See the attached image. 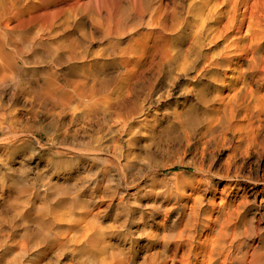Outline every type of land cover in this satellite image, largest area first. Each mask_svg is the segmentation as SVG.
I'll return each instance as SVG.
<instances>
[{
  "label": "rangeland",
  "instance_id": "obj_1",
  "mask_svg": "<svg viewBox=\"0 0 264 264\" xmlns=\"http://www.w3.org/2000/svg\"><path fill=\"white\" fill-rule=\"evenodd\" d=\"M95 1H100L109 6L116 2L115 0H84V3L87 6L95 5ZM151 1L147 0L150 6H147L146 0L137 1L136 10H138L139 16H137L138 20L136 18L138 26L136 29L142 35L147 33L141 38L142 40L144 38L142 44L152 45L155 43L154 45L157 46L156 49L159 50L163 59L160 61V68L151 64L150 70L148 69L144 73L146 77L142 74L145 82L142 75L139 76L141 82L139 81L138 84L145 85V87L139 85L137 87L139 88L137 94L140 93L137 96L140 98L136 106L141 104L136 107L139 108V113L138 109L137 111L131 110V104L127 115L122 119L116 115L109 118V116L95 112L96 107H100L101 101L99 100L104 94L96 95L99 97L96 98L95 96V99L86 102L87 105L77 113L70 111V114L69 111H62L60 108L52 109L53 106L45 102L47 97L45 100L44 96L50 89L51 80L63 87L60 88L58 95L63 94V91L70 90L68 86H65L69 79L74 83H80L85 77H88L92 84L94 82L91 76L95 75H100V80L105 77L104 80L108 82L111 88L113 86L118 87L123 74L119 75L117 72L118 66L115 65L117 56H106L105 60H97L94 64L91 63L90 57L84 59V61L87 60L86 62L78 59L74 62V68H70L67 64L58 63L55 65L50 60L42 61V59L35 58L22 59L21 56L14 54L18 67L23 66L24 68L22 67L21 71L18 72V80L17 77L13 76L10 82L0 89V102L3 105V107L0 105L2 109H0V113L6 112L0 114V117L3 116L4 118L0 119V260L4 259L2 262L0 261V264H4L5 260L8 264L9 262L11 264H21L22 262V264H34L35 262L36 264H103L106 259L107 264H116L119 260L123 261V264H154L166 257H173L175 242L179 241L181 236L185 239L189 235L188 231L184 232L187 224L193 223L197 227L200 225L193 232L196 241L200 239L203 242L215 236V231L203 229L202 220L214 221L220 212V208L226 209V212L221 216L222 219L230 220L231 218L233 225L240 229L237 233V239L239 243L242 242L243 244L241 247H235L232 256L234 258L243 256L250 258L256 249L264 255V0H201L200 5L202 4L201 6L204 7L200 6L202 10L200 26L207 17L211 23L208 30H205L201 36V49L196 48L189 41L191 40V24L196 17L194 11L191 10L188 13L187 7L192 0H181V2L180 0H153L154 3ZM226 1L229 2V5ZM222 3L223 5H220ZM151 6L154 7L152 10ZM169 6H171L170 9ZM234 6L235 8H233ZM155 7H158L157 9L167 7L169 11L174 12L171 29L167 33L160 30L153 33L146 25L150 12L157 10ZM225 7L226 9H224ZM220 10L222 11L220 12ZM187 17H189L188 23L191 22L190 27L184 21ZM214 17H222L220 20L218 19L220 23L217 20L214 24L216 19ZM117 19L122 24V26L120 25L121 35L113 37L112 44L120 51L129 39L130 30L127 23L131 24L129 22L131 17L129 18L126 11L123 10ZM93 22L97 23L98 21L95 18ZM124 25L128 28L126 29ZM88 28L90 30H87ZM184 29L187 32L186 30L183 31ZM92 31L90 24H75L73 39L71 40L74 42L76 39V41L75 44L72 43L74 47L71 46L77 54L79 53L78 55H84L85 52L94 54L95 51L99 53L100 50L105 49L107 43L103 36L101 34L96 35L97 33ZM89 32L94 33L98 40L100 37L102 38L97 41L96 38H93L95 35L92 36ZM79 41L81 44L78 43ZM254 41L259 44L262 41L260 48L251 49V44L258 45ZM80 45L81 49L84 48L83 50L78 47ZM246 49L249 51L247 52ZM191 53L197 56H193ZM107 54L109 55V53L105 55ZM189 54L192 57H189ZM204 57L209 60L204 59ZM159 59L160 56L158 55L156 61ZM191 59L193 61H190ZM39 61L42 64L45 62L44 65ZM78 63L81 66L85 65L81 67ZM104 63H108V66H102ZM173 66H176L177 69ZM93 67L97 69V73ZM221 67L223 68L221 69ZM55 69L57 70L55 71ZM174 69L177 71L175 72ZM245 71L249 73L247 75L248 80H246L249 83V88L246 89L247 92L243 90L241 94H238V107L236 108H240L237 111H242L231 125L227 123L235 130L227 131L226 140L219 138L218 134L207 133V128H209L213 117L212 110L219 108L222 103L224 105V102L229 99V95L232 97L240 88H243L241 79H243V72ZM24 72L26 73L24 74ZM154 72L156 76L153 75ZM14 79L16 80L14 81ZM146 79H150V82ZM23 81L25 82L23 83ZM13 82L18 84V87H15ZM19 83L25 85L22 86ZM146 84L150 86L148 85L147 88ZM224 84L225 86H223ZM21 86L23 92L25 91L24 93ZM8 87L9 89H7ZM142 88H147V91ZM12 91H19L18 94L21 92V96ZM198 91L201 93H197ZM250 91L252 94L255 92L256 100L253 99ZM145 92L148 94L151 92L147 96L149 99L143 96ZM43 94L45 95L43 96ZM256 95L262 97L259 98ZM141 96L146 99V103ZM242 96L245 97L244 101ZM37 99L39 100L37 101ZM150 99L152 102L155 100L154 103ZM156 99L159 100L156 101ZM26 100H29L27 104ZM140 100H142L141 103ZM203 101L204 104H202ZM205 102L207 103L205 104ZM46 104L48 108H46ZM244 104L245 106H243ZM32 106H35V109ZM241 106L247 110H243ZM44 107L50 112H45L47 110ZM7 108H9L8 112ZM11 110L16 112L10 114ZM81 110L83 111L81 112ZM85 110L90 112L87 117L83 118L82 115ZM190 111L195 117L204 120L198 127L192 126L189 120H185L184 117ZM55 112L61 114L59 118L57 117L59 114ZM249 112H257V116L254 118L258 120L253 118L252 122L249 121L248 117L252 114ZM47 114L51 115L48 116ZM133 114L135 118L134 116L132 118L131 115ZM52 115L54 116L53 119ZM12 118L15 121H12L13 123L10 121V119L13 120ZM21 118H24L23 121ZM91 118L94 119L93 122ZM74 121L77 122L73 124ZM80 121L82 123L84 121V123L82 124ZM96 121L102 122L98 125ZM50 122L57 126L56 129L54 128L55 125L50 124ZM148 122L149 124H147ZM20 124L23 126L26 124L25 128ZM206 124L208 125L206 126ZM47 126H50V129ZM27 127L30 128V132ZM63 131L65 132L63 133ZM183 133L185 137H183ZM200 133L206 134V137ZM188 138H190L189 141L193 140V143L189 142ZM197 138L200 142L195 140ZM99 145L100 147H98ZM229 161L232 162V165L227 164ZM192 163L200 165V170L193 169ZM196 202H198L197 205ZM228 211L233 215L229 214ZM47 228L51 229L48 230ZM47 230L48 232H46ZM27 232L33 235L27 234V236L25 234ZM45 232L47 235L49 233L48 237H46ZM35 234L36 236L42 234L41 236L48 239L41 236L35 237ZM41 241L43 242L41 243ZM4 249H7V253L4 252ZM186 251V248H182L177 253L178 261ZM3 253L6 258L8 257V260L3 256ZM45 253L47 254L45 255ZM19 255L21 256L19 257ZM18 257L19 259H17ZM234 258L226 264H238ZM6 262L5 264H7ZM191 264L198 263L192 260Z\"/></svg>",
  "mask_w": 264,
  "mask_h": 264
},
{
  "label": "bare ground",
  "instance_id": "obj_2",
  "mask_svg": "<svg viewBox=\"0 0 264 264\" xmlns=\"http://www.w3.org/2000/svg\"><path fill=\"white\" fill-rule=\"evenodd\" d=\"M116 2L113 3V5L109 6V5H106L100 1L96 2L95 5H86L84 3V0H0V89L2 87H4V85L7 83L10 82V80L12 79L13 76L17 77V75L19 74L18 72L21 71V68L23 67H18L19 65L16 63L15 59H14V54H17L19 57L21 56V58L23 59H42L43 60H50L52 61L55 65L58 64V63H62V64H67L68 67L70 68H74V62H76V60L78 59H82L84 61V59H87L90 57V61L91 63H95V61L97 60H105L106 59V56L109 57H114L117 56V58L115 59V65L118 66V74L119 75H122L123 74V77H122V80L120 83H118V87H115L114 89H112L110 87V85H108V82L106 80H104V78L102 80H100V75H95V76H91L93 77V82L91 84L90 82V79L88 77H85V79L80 82V83H74L73 81H71V79H69L67 81V85L65 84V86H68L69 87V91L67 92H64L63 91V94H59L58 95V92L60 90V88H63L61 87L59 84H57L54 80H51L50 82V89L48 91V93H46V96H44L45 94H43L44 96V99L46 100L45 97H47V102L48 104L52 105L53 108L52 109H62V111L66 110V111H69V114H70V111L73 112V113H77V111H79L81 108H83L84 106L87 105L86 102H90L92 101L93 99H95V96L98 95V94H104L103 97L99 100L101 101L99 104H100V107L97 106L96 109H95V112L97 113H100L102 114L103 116H109V118L111 116H114L116 115L117 117L119 118H124V116L127 115L128 111H129V106L131 104V110L132 111H137L138 109V113H139V108H136V103L138 101V99L140 98V96L138 97L137 95L140 94L138 93L137 94V91L139 90L138 87V83L140 81L139 79V76H141L142 74H144L151 66V64H154L156 67H159L161 66L160 64V61L163 59V57L161 56L160 52L158 49H156L155 47V43H152V45H148V44H142V42H144V38L143 40L141 39L142 37H144V35H142L138 29H136L138 26H137V23H136V18L137 16H139L138 14V10H136V4H137V1L138 0H115ZM153 1V0H152ZM151 1V2H152ZM177 1V0H176ZM191 1V0H190ZM200 1L201 0H192L191 3L189 4V7H187L189 9L188 13L192 11L195 12V18L193 19V24H191V28H192V31H191V34H190V39L189 40L190 42H192V45L196 46V48L198 49H201V46H200V39H201V36L202 34L204 33L205 30H208L209 28V25L211 24L210 21H209V18L207 17L204 21V23L200 26L201 22H200V17H201V8L200 6ZM214 1V0H213ZM225 1V0H224ZM223 1V2H224ZM237 1V0H236ZM235 1V2H236ZM143 2V0H142ZM147 2V0H146ZM158 2V1H157ZM156 2V3H157ZM167 2V1H166ZM181 2V0H180ZM180 2H178L180 4ZM217 2V1H216ZM227 2V1H226ZM242 2V1H241ZM240 2V5H242ZM243 2H246V1H243ZM154 3V2H152ZM155 3V4H156ZM209 3V2H208ZM146 4V3H145ZM147 6H150L149 3L147 2ZM154 4V5H155ZM158 4V3H157ZM168 4V3H167ZM176 4V2H175ZM184 4V3H183ZM182 4V6H184ZM212 4V3H211ZM227 4L229 5V2H227ZM220 5H223L220 4ZM226 5V4H225ZM248 5V4H247ZM160 6V5H158ZM162 6V5H161ZM164 6V5H163ZM179 6V5H178ZM187 6V5H186ZM211 6V5H210ZM126 7V9H125ZM168 7V5H167ZM167 7L163 8V7H160L159 9H157L158 7H155V11H151L153 8L151 6V14H150V17H148V22H147V26H149L148 28L151 30V32L153 33H156L158 30L162 31L163 33H167V31H169L171 28V22L173 20V15H174V12H171L167 9ZM171 6H169V9H170ZM201 7H204V6H201ZM228 7V6H226ZM226 7L224 9H226ZM149 8V7H148ZM185 8V6H184ZM205 8H208V7H205ZM221 8V7H220ZM219 8V9H220ZM229 8V7H228ZM227 8V9H228ZM235 8V6L233 7ZM238 8V6H237ZM236 8V10H237ZM213 9V8H212ZM231 9V8H230ZM229 9V10H230ZM123 10L126 11V13L128 14L129 18L131 17V21L129 20L130 23H127L129 25H124L126 26L125 28L129 29L130 30V33H129V39L127 40V44H125V47L120 49V51L114 47V45L112 44V38L113 37H119L121 35V29H120V25L122 26V24L119 23V19H117V17L119 16V13L122 12L123 13ZM149 11V10H148ZM187 11V10H185ZM214 11V10H213ZM222 10H220L221 12ZM227 11V10H226ZM145 12V11H144ZM179 12H181L179 10ZM184 12V11H183ZM193 12V13H194ZM204 12V11H203ZM238 12V11H237ZM186 13V12H185ZM205 13V12H204ZM223 13V12H222ZM225 13V12H224ZM230 13V11H229ZM181 14V13H180ZM218 14V13H217ZM220 14V13H219ZM245 14V13H244ZM183 16V15H182ZM189 16V15H188ZM194 17V15H192ZM221 16V15H219ZM223 16V15H222ZM146 17H147V14H146ZM184 17V16H183ZM96 18V21H98L97 23H94V19ZM145 18V17H144ZM189 17L185 18L184 21L188 23L187 19ZM216 18V17H214ZM222 17L220 18H216L214 20V24H216L217 20L221 19ZM123 19V18H122ZM147 19V18H146ZM175 19V18H174ZM138 20V18H137ZM189 20V19H188ZM191 20V19H190ZM218 20V22H219ZM222 21V20H221ZM77 23H80V24H90L91 25V30H93L95 33H97L96 35L98 34H101L103 36V39H105V43L106 44V47L105 49H102L100 50L99 53H97V51H95L96 53L94 54H90L89 52H83L84 55H78L75 51V49L72 48V43H74L76 41L73 42L71 39H73L72 37V34H74V28H75V24ZM184 23V22H183ZM191 23V22H190ZM190 23H188L189 27H190ZM220 23V22H219ZM175 25V24H174ZM211 26V25H210ZM214 26V25H213ZM217 26V25H216ZM79 27V26H78ZM77 27V28H78ZM88 27V26H87ZM90 27V26H89ZM179 27V26H178ZM186 27L188 28V26L186 25ZM215 27V26H214ZM242 27V26H241ZM124 28V29H125ZM186 28V29H187ZM213 28V27H212ZM125 29V30H126ZM173 29V28H172ZM180 29V27H179ZM178 29V30H179ZM186 29H184L183 31H185ZM79 30V29H78ZM87 30H90L89 28ZM242 30V29H241ZM75 31H77L75 29ZM92 31V32H93ZM189 31V30H188ZM189 31V32H190ZM88 32V31H87ZM92 32H89L92 34ZM124 32V31H123ZM127 32V31H126ZM180 32V31H179ZM187 32V30H186ZM82 33V32H81ZM152 33V34H153ZM239 33V32H238ZM241 33V32H240ZM80 34V32H79ZM147 34V33H146ZM177 34V33H176ZM187 34V33H186ZM227 34V33H226ZM225 34V35H226ZM230 34V33H229ZM228 34V36H229ZM76 35H78L76 33ZM75 35V36H76ZM95 35L94 33L92 34V36ZM96 35L93 36V38H96ZM126 35V33H125ZM128 35V33H127ZM163 35V34H162ZM174 35V34H173ZM182 35V34H181ZM184 35V34H183ZM208 35V34H207ZM217 35H218V32H217ZM241 35V34H240ZM74 36V35H73ZM173 37V36H172ZM184 37V36H183ZM188 37H189V34H188ZM211 37V35H210ZM237 37V36H236ZM102 38V37H100ZM99 38V40H100ZM147 38V37H146ZM154 38V37H153ZM166 38V37H165ZM186 38V37H185ZM97 39V38H96ZM161 39V38H160ZM223 39V38H222ZM229 39V38H227ZM257 39V38H256ZM85 40V39H84ZM83 40V42H85ZM92 40V39H90ZM95 39H93L92 41H94ZM97 39V41H99ZM152 40V39H151ZM185 40V39H184ZM218 40V39H217ZM241 40V39H240ZM244 40V39H243ZM247 40V38H246ZM89 41V40H88ZM91 41V42H92ZM96 41V42H97ZM114 41V40H113ZM116 41V40H115ZM146 41V39H145ZM213 41V40H212ZM239 41V40H237ZM248 42H250L249 40H247ZM246 41V42H247ZM258 41V40H257ZM257 41H254V42H257ZM101 42V41H100ZM186 42V41H185ZM188 42V41H187ZM242 42V41H241ZM262 42V41H261ZM260 42V44H261ZM79 44L80 41L78 42ZM102 43V42H101ZM104 43V42H103ZM146 43V42H145ZM226 43V42H225ZM236 43V42H235ZM244 43V42H242ZM258 43V42H257ZM75 44V43H74ZM89 44V43H88ZM158 44V43H157ZM224 44V43H223ZM231 44V43H230ZM246 44V43H245ZM260 44L258 43V45L256 44H251V49L253 50L254 48H260ZM72 45V46H71ZM96 45V44H95ZM104 45V44H103ZM101 45V46H103ZM185 45V44H184ZM188 45V44H187ZM238 45V44H237ZM248 45V44H246ZM83 46V45H82ZM100 46V45H99ZM175 46V45H174ZM182 46V45H181ZM228 46V45H227ZM74 47V46H73ZM79 48L81 47L78 46ZM246 47V46H245ZM262 47V46H261ZM83 48V47H82ZM96 48V47H95ZM172 48V47H171ZM176 48V47H175ZM181 48V47H180ZM234 48V47H233ZM237 48V47H236ZM235 48V49H236ZM81 49V48H80ZM84 49V48H83ZM81 49V50H83ZM182 49V48H181ZM204 49V47H203ZM242 49V48H241ZM64 50H69L68 53L67 51H64ZM79 51V49H77ZM94 50V49H93ZM117 50L119 51L117 53ZM177 50V49H176ZM186 50V49H185ZM232 50V49H231ZM245 50V48H244ZM175 51V49H174ZM183 51V49H182ZM241 51V50H240ZM246 51L248 52L249 50L246 49ZM80 52V51H79ZM197 52V51H196ZM195 52V53H196ZM206 52V51H205ZM232 52V51H231ZM229 52V53H231ZM242 52V51H241ZM256 52H258V50H256ZM106 53H109V55H105ZM237 53H239L237 51ZM193 55V53H191ZM197 54V53H196ZM193 55V56H197V55ZM200 54V53H199ZM249 54V53H248ZM247 54V55H248ZM158 55L160 56V59L156 61V59L158 58ZM175 55V54H174ZM208 55V54H207ZM237 55V54H236ZM250 55V54H249ZM252 55V53H251ZM259 55V54H258ZM176 56V55H175ZM174 56V57H175ZM191 55L189 54V57ZM241 56V55H240ZM17 57V56H16ZM173 57V56H172ZM192 57V56H191ZM202 57V56H200ZM199 57V58H200ZM245 57V56H244ZM178 58V57H177ZM206 57H204L205 59ZM222 58V57H221ZM249 58V57H248ZM17 59V58H16ZM112 59V58H111ZM176 59V57H175ZM194 59V58H192ZM190 60V61H193V60ZM207 59V58H206ZM219 59V58H218ZM217 59V60H218ZM236 59V58H235ZM89 60V59H88ZM174 60V58H173ZM180 60V59H179ZM196 61H198L197 59H194ZM201 60V59H200ZM209 60V59H207ZM244 60V59H243ZM262 60V59H261ZM24 61V60H23ZM87 61V60H86ZM84 61V62H86ZM89 61V63H90ZM156 61V63H155ZM221 61V60H220ZM36 62V61H35ZM40 62V61H39ZM173 62H176V61H173ZM178 62V60H177ZM203 62V61H202ZM206 62V61H205ZM231 62V61H230ZM241 62V61H240ZM26 63V62H25ZM41 63V62H40ZM45 63V62H44ZM44 63L42 65H44ZM80 63V62H79ZM78 63V65H80ZM197 63V62H196ZM222 63V62H220ZM227 63V62H226ZM239 63V62H238ZM244 63V62H243ZM248 63V62H247ZM246 63V65H247ZM33 64V63H32ZM36 64V63H35ZM61 64V65H62ZM165 64V63H164ZM163 64V65H164ZM195 64V63H193ZM192 64V65H193ZM204 64V63H203ZM229 64V63H228ZM232 64V63H231ZM242 64V63H241ZM23 65V64H22ZM25 65V64H24ZM29 65V64H28ZM27 65V66H28ZM38 65V64H37ZM37 65H34V66H37ZM48 65H50L48 63ZM60 65V64H59ZM85 65V64H84ZM83 65V66H84ZM201 65V64H200ZM224 65V64H223ZM238 65V64H237ZM240 65V64H239ZM26 66V65H25ZM51 66V65H50ZM81 66V65H80ZM81 66V67H83ZM92 66V65H91ZM102 66H108V63H104L102 64ZM203 66V65H201ZM227 66V65H226ZM231 66V65H230ZM236 66V65H235ZM45 67V66H44ZM43 67V68H44ZM61 67V66H60ZM59 67V68H60ZM87 67V66H86ZM96 67V66H95ZM93 67V68H95ZM153 67V66H152ZM165 67V66H164ZM176 68V66H173ZM206 67V66H205ZM225 67V66H224ZM239 67V66H237ZM242 67V65H241ZM245 67V66H243ZM24 68V67H23ZM85 68V67H84ZM154 68V67H153ZM163 68V67H162ZM197 68V67H196ZM204 68V66H203ZM223 67H221L222 69ZM230 68V67H229ZM42 69V68H41ZM45 69V68H44ZM49 69V68H48ZM58 69V68H57ZM55 69V71L57 70ZM64 69V68H63ZM82 69V68H81ZM92 69V68H91ZM165 69V68H164ZM174 71L176 72L177 70ZM191 69V68H190ZM228 69V68H227ZM239 69V68H238ZM242 69V68H241ZM241 69H240V72H241ZM244 69V68H243ZM25 70V69H23ZM37 70V69H36ZM73 70V69H72ZM101 70V69H100ZM150 70V69H149ZM155 70V69H154ZM184 70V69H183ZM199 72L200 69H198ZM252 70V69H251ZM31 71V70H30ZM32 71H34L32 69ZM59 71V70H58ZM66 71V70H65ZM86 71V70H85ZM96 73H97V69L95 68L94 70ZM166 71V70H165ZM164 71V72H165ZM180 71V69H179ZM178 71V73H179ZM236 71V70H235ZM37 72V71H36ZM45 72V71H44ZM49 72V70H48ZM71 72V71H70ZM153 72V71H151ZM170 72V71H168ZM188 72V71H187ZM186 72V73H187ZM196 72V71H195ZM238 72V71H237ZM236 72V74H237ZM23 73V72H22ZM26 72H24L25 74ZM46 73V72H45ZM67 73V72H66ZM148 73V72H147ZM162 73V71H161ZM167 73V71H166ZM180 73H182L180 71ZM202 73V72H201ZM39 74V73H38ZM47 74V73H46ZM44 74V75H46ZM49 74V73H48ZM76 74V73H75ZM112 74V73H111ZM155 74V72L153 73V75ZM158 74V73H156ZM177 74V73H176ZM191 74V73H190ZM189 74V75H190ZM197 74V73H196ZM249 73L247 71L243 72V79L242 82H243V88H240V90L235 93L234 96L230 97V95L228 96V100L227 102L223 101L224 102V105L223 103L219 106V108H213L214 110L213 111V117L211 118L212 120L210 121V126L209 128H207V133L211 134V135H215V134H218L219 135V138H222L223 140H226V136H227V131H234L235 129L231 126H228L227 123H229L231 125V123L236 119L237 115H239V113L242 111H237L238 109H236L238 106H237V97L238 94H241L243 92V90H245L247 92V88H249V83L246 82L247 79V75ZM29 75V74H28ZM107 75H110L107 73ZM106 75V77H107ZM149 75V74H148ZM147 75V76H148ZM180 75V74H179ZM185 75V74H184ZM258 75V74H257ZM19 76V75H18ZM47 76V75H46ZM103 76V75H102ZM144 76L146 77V74H144ZM156 76V75H154ZM153 76V77H154ZM173 76V75H172ZM176 76V75H175ZM181 76V75H180ZM187 76V75H186ZM237 76V75H236ZM239 76H241L239 74ZM237 76V77H239ZM254 76V75H253ZM256 76V75H255ZM143 77V75H142ZM141 77V78H142ZM161 77V76H160ZM189 77V76H188ZM251 77V76H250ZM27 78V77H25ZM49 78V76H48ZM55 78V77H54ZM108 78V77H107ZM106 78V79H107ZM150 78V77H148ZM147 78V79H148ZM173 78V77H172ZM180 78V77H179ZM196 78V77H195ZM254 78V77H253ZM261 78V77H260ZM18 80V77L16 78ZM14 79V81L16 80ZM76 79H79V78H76ZM109 79V78H108ZM116 79V78H115ZM143 80L145 79L144 77L142 78ZM146 79V80H147ZM152 79V78H151ZM155 80V78H153ZM177 79V77H176ZM190 79H191V76H190ZM194 79V78H193ZM255 79V78H254ZM262 79V78H261ZM21 80V79H20ZM57 80V79H56ZM119 80V79H118ZM175 80V79H174ZM173 80V81H174ZM178 80V79H177ZM181 80V79H180ZM187 80V79H186ZM195 80V79H194ZM235 80V79H234ZM59 81H61L59 79ZM65 81V80H64ZM98 81V82H97ZM113 81V80H112ZM148 82H150V79L147 80ZM146 81V83H147ZM153 81V80H151ZM200 81V80H199ZM232 81V80H231ZM252 81V80H251ZM12 82V81H11ZM25 81H23L24 83ZM58 82V81H57ZM141 82V81H140ZM145 82V80H144ZM155 82V81H154ZM160 82V81H159ZM260 82V81H259ZM263 82V81H262ZM15 85L16 83L13 82ZM37 83V82H36ZM153 83V82H152ZM164 84V82H162ZM176 83V82H174ZM198 83V82H197ZM234 83V82H233ZM237 83V82H235ZM240 84V82H238ZM21 84V83H19ZM47 84H48V80H47ZM91 84V85H90ZM116 84V83H115ZM144 84V83H143ZM159 84V83H158ZM223 84V83H222ZM261 84V83H260ZM14 85V86H15ZM18 85V84H17ZM15 86V87H18V86ZM22 85V84H21ZM25 85V84H23ZM22 85V86H23ZM148 85L149 84H146V87L148 88ZM173 86V84H170ZM230 86L232 84H229ZM21 86V87H22ZM64 86V85H63ZM139 86H143L145 87V85H139ZM150 86V85H149ZM158 86V85H157ZM221 86V85H220ZM225 86V84L223 85ZM6 87V86H5ZM27 87V85H26ZM31 87V86H30ZM162 87V86H161ZM251 87V85H250ZM14 88V87H13ZM28 88V87H27ZM111 88V89H110ZM146 88V89H147ZM166 88V87H165ZM236 88V87H235ZM234 88V89H235ZM258 88V87H257ZM9 89V87L7 88ZM16 89V88H14ZM13 89V90H14ZM21 89V88H20ZM66 89V88H65ZM143 89V88H142ZM145 89V88H144ZM143 89V90H144ZM145 89V90H146ZM157 89V87H156ZM155 89V90H156ZM160 89V88H159ZM167 89V88H166ZM254 89V88H253ZM17 90V89H16ZM27 91V89H25ZM34 90V88H33ZM154 90V92H155ZM162 90V89H161ZM222 90V89H221ZM232 90V89H231ZM238 90V89H237ZM256 90V89H255ZM260 90V89H259ZM2 91V90H1ZM5 91V90H4ZM29 91V90H28ZM45 91V90H44ZM142 91V90H141ZM147 91V90H146ZM151 91H152V88H151ZM158 91V90H157ZM233 91V90H232ZM236 91V90H235ZM10 92V91H9ZM13 93H16L17 91H12ZM19 92V91H18ZM18 92L16 94H18ZM22 92H23V87H22ZM25 92V91H24ZM23 92V93H24ZM33 92V91H32ZM139 92V91H138ZM144 92V91H143ZM141 92V93H143ZM159 92V91H158ZM253 92V91H252ZM258 92V91H257ZM41 93V91H40ZM145 92L143 94V96L146 98L147 96H149V94L151 92H149V94ZM157 94V92H155ZM160 93V92H159ZM158 93V94H159ZM197 93H201V91L197 92ZM251 93V91H250ZM255 93V92H254ZM252 94L253 96V99H255V94ZM262 93V92H261ZM1 94V93H0ZM29 94V93H27ZM25 94V95H27ZM233 94V93H232ZM257 94H260V93H257ZM4 95V94H3ZM21 96V92L20 94H18ZM18 95H16L18 97ZM32 95V94H31ZM30 95V96H31ZM39 95V93H38ZM142 95V94H141ZM10 96V95H9ZM8 96V97H9ZM141 96V98L143 97ZM198 96V94H197ZM196 96V97H197ZM201 96V95H199ZM250 96V95H249ZM261 95L257 96L256 97H259L260 98ZM1 97V96H0ZM25 98H29V97H26L24 96ZM99 97V96H98ZM96 96V98H98ZM143 97V99H144ZM156 97V96H154ZM153 97V98H154ZM161 97V96H160ZM241 97V96H240ZM251 97V96H250ZM249 97V98H250ZM262 97V96H261ZM13 98V97H12ZM43 98V97H42ZM149 99V97H147ZM159 98V97H158ZM199 98V97H198ZM243 98V99H242ZM242 99L244 101V98L242 96ZM17 99V98H16ZM155 99V98H154ZM153 99V100H154ZM160 99V98H159ZM159 99H156V101H158ZM202 99V98H201ZM200 99V100H201ZM248 99V98H247ZM251 99V98H250ZM18 100V99H17ZM36 100V99H35ZM39 99H37L38 101ZM146 99H144V103ZM151 102H152V99H150ZM149 100V102H150ZM197 100V99H196ZM205 100V99H203ZM222 100V99H221ZM256 100V99H255ZM25 101V100H23ZM26 104L28 103L29 100H26ZM41 101H43L41 99ZM155 101V100H154ZM154 101L152 103H154ZM240 101V100H239ZM261 101H262V98H261ZM4 102V101H3ZM44 102V101H43ZM43 102H41L43 104ZM140 103L142 102V100L139 101ZM189 102V101H188ZM221 102V101H219ZM247 102H249V100H247ZM256 102V101H255ZM254 102V103H255ZM39 103V102H38ZM199 103V102H198ZM202 103V102H201ZM207 102H205L206 104ZM259 103V102H258ZM261 103V102H260ZM25 104V103H24ZM23 104V106H25ZM36 104V103H35ZM204 104V101L203 103ZM201 104V105H202ZM247 104V103H245ZM245 104L243 106H245ZM250 104V103H248ZM253 104V103H252ZM0 105H1V102H0ZM31 105H34V104H31ZM141 105V104H140ZM139 105V106H140ZM214 105V104H212ZM242 105V104H240ZM258 105V104H257ZM263 105V104H262ZM3 107V105H1ZM37 106V105H36ZM42 106V105H41ZM45 106V105H44ZM47 106V104H46ZM45 106V107H46ZM138 106V107H139ZM143 106V104H142ZM152 106V105H150ZM204 106V105H203ZM254 106V105H253ZM33 107V106H32ZM35 107V106H34ZM33 107V108H34ZM44 107V108H45ZM145 107H147V105H145ZM240 107V106H239ZM264 107V105H263ZM32 108V110H33ZM42 108V107H41ZM48 108V106L46 107ZM45 108V109H46ZM50 108V107H49ZM142 108V107H141ZM150 108V107H149ZM148 108V109H149ZM190 108V107H189ZM204 108V107H203ZM242 108V106H241ZM254 108V107H253ZM1 109V108H0ZM6 109V108H5ZM9 108H7V112L9 111L8 110ZM35 109V108H34ZM44 109V110H45ZM144 109V108H143ZM210 109V107H209ZM243 109V108H242ZM252 109V107H251ZM262 109V108H261ZM2 110V109H1ZM47 113L48 112V109H46ZM50 110V109H49ZM130 110V111H131ZM243 110H247V109H243ZM254 110V109H253ZM14 111V110H13ZM11 110L10 114L11 113H15L16 111L13 112ZM29 111V110H28ZM58 112H60L59 110H57ZM83 110H81L82 112ZM142 111V109H141ZM249 111V110H248ZM53 112V111H52ZM90 111H84L83 112V118L87 117V115L89 114ZM150 112V111H149ZM148 112V113H149ZM247 112V111H246ZM244 112V113H246ZM2 113V112H1ZM0 113V114H1ZM6 113V112H4ZM2 113V114H4ZM28 113V112H26ZM56 113V112H55ZM62 113V112H61ZM68 113V112H67ZM137 113V114H138ZM147 113V114H148ZM243 113V114H244ZM250 113V112H249ZM252 113V112H251ZM250 113V114H251ZM257 112L255 113H252L251 116H249L248 114V119L249 121H251L255 116H257L256 114ZM25 114V113H24ZM30 114V113H29ZM37 114V113H36ZM53 114V113H52ZM56 114H59L57 115V117L59 118V116L61 115L60 113H56ZM65 114V112H64ZM63 114V115H64ZM131 114V112H130ZM129 114V115H130ZM260 114V113H259ZM259 114H258V117H259ZM13 115V114H12ZM10 115V116H12ZM17 115V114H15ZM46 115V114H45ZM48 115V114H47ZM51 115V114H49ZM48 115V116H49ZM54 115V114H53ZM52 115V116H53ZM79 115V114H78ZM200 115V114H198ZM1 116V115H0ZM25 116V115H24ZM55 116V115H54ZM54 116L52 117V119L54 118ZM67 116V115H66ZM65 116V117H66ZM94 116V115H92ZM132 118L134 116L131 115ZM138 116H140V114H138ZM147 116V115H145ZM212 116V114H211ZM240 116V115H239ZM245 116V115H244ZM9 117V116H8ZM33 117V116H32ZM56 117V116H55ZM73 117V116H72ZM81 117V116H80ZM91 117V116H90ZM141 117V116H140ZM199 117V116H198ZM3 118L0 117V119ZM15 118V117H14ZM17 118V117H16ZM30 118V117H29ZM64 118V117H63ZM70 119H72L70 116H69ZM74 118V117H73ZM77 118V117H76ZM75 118V119H76ZM101 118V117H100ZM99 118V119H100ZM104 118V117H102ZM114 118V117H113ZM135 118V116H134ZM185 120H189V122L191 123V125H195L196 127H198L199 125H201L202 122H204L203 119L201 118H197L195 117V115H193V113L190 111L186 114V116L184 117ZM238 118V117H237ZM256 118V117H255ZM254 118V119H255ZM4 119V118H3ZM2 119V120H3ZM13 119V118H12ZM19 119V117H18ZM17 119V122L19 121ZM22 121L24 118H21ZM79 119V118H78ZM89 119V117H88ZM92 119V118H91ZM108 119V118H107ZM105 119V120H107ZM112 119V118H111ZM145 119V118H144ZM143 119V120H144ZM242 119V118H240ZM246 119V118H245ZM260 119V117H259ZM263 119V118H261ZM77 120V119H76ZM84 120V119H83ZM118 120V119H117ZM176 120V118H175ZM186 120V121H187ZM255 120H258V119H255ZM5 122V120H3ZM10 121H14L10 119ZM27 121V120H26ZM56 121L58 122V120L56 119ZM55 120L53 121L54 123L56 122ZM60 121V119H59ZM66 121H67V118H66ZM73 121V120H72ZM71 121V122H72ZM82 121V119H81ZM80 121V122H81ZM94 121V119H92V122ZM111 121V120H109ZM113 121V119H112ZM127 121V120H126ZM129 121V120H128ZM132 121V120H131ZM207 121V120H206ZM205 121V122H206ZM246 121V120H245ZM261 121V120H260ZM7 122V121H6ZM15 122V121H14ZM16 122V123H17ZM63 122V121H61ZM60 122V123H61ZM70 122V123H71ZM77 122V121H76ZM75 121L73 122V124L76 123ZM91 122V121H90ZM89 122V123H90ZM97 124L98 123H101L100 121H96ZM95 122V123H96ZM150 122V121H149ZM149 122L147 124H149ZM248 122V120H247ZM246 122V124H248ZM252 122V121H251ZM254 122V120H253ZM3 123V122H2ZM13 123V122H12ZM22 123V122H21ZM24 123V122H23ZM54 123H51L50 124H54ZM82 123V122H81ZM84 123V121H83ZM82 123V124H83ZM87 123V122H86ZM110 123V122H109ZM129 123V122H128ZM133 123V122H132ZM141 123V122H140ZM171 123V122H170ZM209 123V122H208ZM7 124V123H6ZM9 124V123H8ZM15 124V123H14ZM13 124V125H14ZM18 124V123H17ZM28 124V123H27ZM64 124V123H62ZM61 124V125H62ZM94 124V123H92ZM103 124V123H102ZM100 124V125H102ZM5 125V123H4ZM2 125V126H4ZM11 125V124H10ZM19 125V124H18ZM22 125V124H20ZM25 125L24 126L22 125V127L25 128ZM55 125V124H54ZM58 125V124H57ZM66 125V124H65ZM69 125V124H68ZM67 125V126H68ZM71 125V124H70ZM85 125V124H84ZM88 125V124H87ZM99 125V124H98ZM131 125V124H130ZM129 125V126H130ZM208 124H206L207 126ZM15 126V125H14ZM17 126V125H16ZM51 126V125H50ZM49 126V127H50ZM53 126V125H52ZM63 126V125H62ZM128 126V125H127ZM133 126V125H131ZM130 126V127H131ZM191 126V127H192ZM242 126V125H241ZM252 126V124H251ZM21 127V126H20ZM47 126V128H49ZM56 125L54 126V128L56 129ZM61 127V126H60ZM66 127V126H65ZM64 127V128H65ZM1 128V126H0ZM3 128V127H2ZM23 128V129H24ZM28 128V127H27ZM45 128V127H44ZM46 128V129H47ZM29 129V132H30V128ZM44 129V131L46 130ZM50 129V128H49ZM113 129V128H112ZM26 131V129H24ZM60 130V128H59ZM63 130V129H62ZM65 130V129H64ZM114 130V129H113ZM112 130V131H113ZM199 130V129H198ZM203 130V129H202ZM13 131V130H12ZM47 131V130H46ZM50 131V130H49ZM53 131V129H52ZM116 131V130H114ZM186 131V130H185ZM24 132V131H23ZM58 132V130H57ZM65 131H63L64 133ZM163 132V131H162ZM161 132V133H162ZM175 132V131H173ZM172 132V133H173ZM178 132V131H177ZM195 132V131H194ZM5 133V132H4ZM27 133V132H26ZM47 133V132H46ZM51 133V132H50ZM49 133V134H50ZM60 133V132H59ZM115 133V132H114ZM160 133V132H159ZM191 133V132H190ZM198 133V132H197ZM202 133H204L202 131ZM200 133V134H202ZM233 133V132H232ZM56 134V132H55ZM61 134V133H60ZM187 134V133H186ZM192 134V133H191ZM190 134V135H191ZM194 134V133H193ZM54 135V134H53ZM160 135V134H159ZM167 135H170V134H167ZM184 135V133H183ZM188 135V134H187ZM203 135V134H202ZM201 135V136H202ZM206 135V134H205ZM203 135V136H205ZM233 135V134H232ZM14 136V135H13ZM22 136V135H21ZM59 136V135H58ZM111 136V135H110ZM164 136V134H163ZM189 136V135H188ZM194 136V135H193ZM198 136V135H197ZM199 136V137H201ZM208 136V135H207ZM247 136V135H246ZM249 136V135H248ZM4 137V136H3ZM55 138L57 136H54ZM181 137V136H180ZM180 137H179V140H180ZM185 137V135L183 136ZM198 137V138H199ZM206 137V136H205ZM11 138V136H10ZM17 138V137H16ZM51 138V137H50ZM58 138V137H57ZM113 138V137H112ZM111 138V139H112ZM173 138V137H172ZM187 138V137H186ZM186 138H185V141H186ZM198 138L195 139L198 141ZM202 138V137H201ZM166 139V138H165ZM177 139V138H176ZM190 138H188V141H189ZM191 139H193L191 137ZM200 139V138H199ZM204 139V138H203ZM107 140V139H106ZM114 140V139H113ZM60 141V140H59ZM62 141V140H61ZM98 141V140H97ZM100 141V139H99ZM193 140L189 141V142H192ZM56 142V141H55ZM108 142V141H107ZM112 142V141H110ZM109 142V143H110ZM114 142V141H113ZM187 142V141H186ZM200 142V141H198ZM58 143V142H57ZM64 143V142H63ZM101 143V142H100ZM103 143V142H102ZM108 143V144H109ZM193 143V142H192ZM99 144V142H98ZM112 144V143H111ZM189 144V143H188ZM60 145V144H59ZM102 146V145H101ZM111 146V145H110ZM100 147V145L98 146ZM106 148V147H105ZM218 148V147H217ZM222 149V148H221ZM97 150V149H96ZM95 150V151H96ZM94 153V152H93ZM231 157H233L231 155ZM217 159V158H216ZM241 163V162H240ZM227 164L229 165H232V162L229 161ZM200 165H198L197 163H192V168L195 169V170H200ZM214 167V166H213ZM205 168V167H204ZM80 170V169H79ZM203 171V170H202ZM4 172V171H3ZM226 173V172H225ZM219 175V174H218ZM226 175V174H225ZM221 176V175H220ZM240 194V193H239ZM230 197V196H229ZM53 199V198H52ZM196 205L198 204V202L195 203ZM231 206V205H230ZM233 207V206H232ZM227 208V207H226ZM231 209V208H230ZM219 213H218V216L217 218L214 220V221H210V220H202V227L203 229L205 228V230H212V231H215L216 232V235L213 236V237H210V239H206L204 240L203 242H201V240L199 239L198 241H196V238L193 236V232L194 230H197L198 227L200 225H193L190 224V225H186L185 226V230L184 232L186 233V231H188L187 233H189V235L187 236V238H183L181 236V239L177 242H175V245H174V252H173V257H166L164 258L163 260L157 262V263H154V264H191L192 260H195L196 263L198 264H226L227 262H229V260L233 259L234 256L233 255V252L235 251V247H241L242 246V242L239 243L238 241V236H237V233L239 232L240 229H238L236 226L233 225V221L228 219V220H225V219H222V215L224 212H226V209H219ZM229 214H232L230 211H228ZM227 212V213H228ZM43 221V220H42ZM34 223V222H33ZM39 224V223H38ZM199 224V223H198ZM201 224V223H200ZM37 225V224H36ZM44 226V225H42ZM38 227V225H37ZM40 228V227H39ZM54 228V227H53ZM48 229V228H47ZM51 229V228H50ZM48 229V230H50ZM202 229V228H201ZM37 230V229H36ZM48 230L46 232H48ZM39 231V230H38ZM59 231V229H58ZM203 231V230H202ZM30 232V231H28ZM25 233L26 235H33V234H29V233ZM33 232V231H32ZM37 232V231H36ZM45 232V235L46 237L49 236V233L48 235L46 234ZM62 232V231H61ZM182 232V233H184ZM34 233V232H33ZM39 233V232H38ZM41 233V232H40ZM24 234V236H26ZM44 235V232L42 233ZM41 234V235H42ZM61 234V233H60ZM210 234V233H209ZM27 235V236H28ZM38 236H36V234L34 235L35 237H40L41 235L37 234ZM54 236V235H53ZM43 237V236H41ZM45 237V236H44ZM43 237V238H44ZM51 237V235H50ZM49 237V238H50ZM54 237H57V236H54ZM67 238V237H66ZM44 239H48V238H44ZM43 240V239H42ZM44 241H47V240H44ZM54 241V240H53ZM60 241V240H59ZM58 241V242H59ZM43 241H41L42 243ZM46 243H49L48 241ZM62 243V242H61ZM45 244V243H43ZM42 245V244H41ZM66 245V244H65ZM40 247V246H39ZM38 247V248H39ZM45 247L47 248V246L45 245ZM44 247V248H45ZM5 248V247H4ZM7 248V247H6ZM37 248V249H38ZM60 248V247H59ZM63 248V247H61ZM182 248H186L187 251L183 254L182 258L178 261L177 259V253L182 249ZM1 249V248H0ZM29 249V248H28ZM27 249V250H28ZM58 249V247H57ZM3 250V249H2ZM7 250V249H6ZM4 249V252L7 253ZM71 250V249H70ZM20 251V250H19ZM48 251V249H47ZM57 251V250H56ZM61 251V250H60ZM59 251V252H60ZM29 252V250L27 251ZM237 253V252H236ZM1 254V253H0ZM26 254V253H25ZM47 253H45L46 255ZM42 255V253H41ZM44 255V256H45ZM3 256H4V253H3ZM2 256V257H3ZM21 255H19L20 257ZM30 256V255H29ZM38 256V255H37ZM40 256V255H39ZM6 258V256H4ZM19 257L17 259H19ZM27 257V256H26ZM1 258V257H0ZM8 258V257H7ZM6 258V259H7ZM34 258V257H33ZM38 258V257H37ZM41 258H44L41 256ZM47 258V257H46ZM45 259V258H44ZM106 259V258H105ZM104 259V260H105ZM4 260V259H3ZM2 260V261H3ZM8 260V259H7ZM12 260V259H11ZM43 260V259H42ZM107 260V259H106ZM105 260V261H106ZM109 260V259H108ZM156 260V259H155ZM1 261V260H0ZM1 261V262H2ZM37 261V260H35ZM40 261V260H38ZM103 261V260H102ZM103 261V264L104 262ZM110 261V260H109ZM108 261V263H109ZM112 261V260H111ZM116 261V260H115ZM151 261H153L151 259ZM234 261L238 262V264H264V255H262L261 253H259V251L256 249L255 252L249 257H235L234 258ZM6 262V260H5ZM4 262V264H5ZM12 262V261H11ZM14 262V261H13ZM22 262V261H21ZM25 262V261H24ZM41 262V261H40ZM123 261L119 260L116 264H123L122 263ZM7 263V262H6ZM23 263V262H22ZM21 263V264H22ZM43 263V262H42ZM47 263V262H46ZM114 263V262H113ZM2 264V263H1ZM8 264V263H7ZM9 264H11L9 262ZM13 264V263H12ZM28 264V263H27ZM30 264V263H29ZM32 264V263H31ZM36 264V262L34 263ZM105 264H107L105 262ZM110 264V263H109Z\"/></svg>",
  "mask_w": 264,
  "mask_h": 264
}]
</instances>
